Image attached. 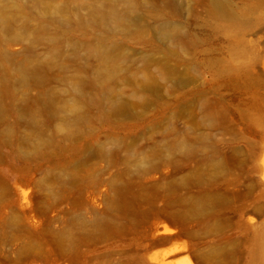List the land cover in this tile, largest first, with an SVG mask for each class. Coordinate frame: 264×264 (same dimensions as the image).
<instances>
[{
    "label": "rangeland",
    "instance_id": "rangeland-1",
    "mask_svg": "<svg viewBox=\"0 0 264 264\" xmlns=\"http://www.w3.org/2000/svg\"><path fill=\"white\" fill-rule=\"evenodd\" d=\"M45 1L0 0V264H264V0ZM39 23L64 68L19 71Z\"/></svg>",
    "mask_w": 264,
    "mask_h": 264
},
{
    "label": "bare ground",
    "instance_id": "bare-ground-1",
    "mask_svg": "<svg viewBox=\"0 0 264 264\" xmlns=\"http://www.w3.org/2000/svg\"><path fill=\"white\" fill-rule=\"evenodd\" d=\"M26 8L37 9L42 7L44 9V13L47 15L48 9L50 5L46 4L44 0H26ZM48 2V1H47ZM86 7L87 15L83 20L87 22L91 27L95 28L98 26H103V28H111V27H119L126 23L127 21V11L134 7V2L132 0H80L77 7ZM56 12L59 14L58 20L55 16H48V22L53 23L54 21H59L61 24L65 25L67 23V19L65 17L66 13L63 9V6L60 4H53ZM22 8V7H21ZM14 21V20H13ZM76 24V23H75ZM53 25V24H52ZM56 25V24H55ZM84 25V24H82ZM57 26V25H56ZM9 23L7 16L3 9L0 7V29L8 28ZM84 27V26H83ZM86 27V26H85ZM84 27V28H85ZM95 30V29H94ZM64 31V30H63ZM16 33V31H14ZM94 36V35H93ZM106 37V36H105ZM100 39V38H99ZM16 42H23L27 48L34 47L36 43H43L47 46H52L53 48L47 50V59L43 63H39L36 57L29 56V62L32 64V68L28 70L25 65H19V71L22 72H33L36 73L39 70H49L52 67H58L63 69L65 64V59L67 58L65 54V49H62L63 39L59 40V38L55 35V32L52 31V28L47 23H39L33 31L17 33L14 38ZM102 41V40H101ZM12 43V42H11ZM99 43V42H98ZM69 48L71 51H75L74 53L79 51L78 44L72 42L69 44ZM88 51L86 55V59L91 60L96 57L97 59H102L103 61H107L110 58L112 50L110 47H95L92 42H88L87 44ZM64 61H62L63 59ZM62 59V60H59ZM0 60H7V52L6 50H0ZM103 68V67H102ZM106 71V67L103 69ZM102 71V72H103ZM8 81L9 85H12L13 82L11 79ZM54 101L53 95L51 93H46L43 103L48 105Z\"/></svg>",
    "mask_w": 264,
    "mask_h": 264
}]
</instances>
